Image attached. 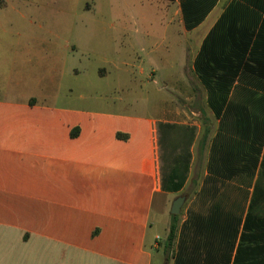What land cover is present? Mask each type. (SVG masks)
<instances>
[{
    "label": "crops",
    "instance_id": "crops-1",
    "mask_svg": "<svg viewBox=\"0 0 264 264\" xmlns=\"http://www.w3.org/2000/svg\"><path fill=\"white\" fill-rule=\"evenodd\" d=\"M161 5L179 19L181 79L156 117L120 108L107 74L92 105L0 94V264H264V0ZM203 50L238 67L223 107L197 72Z\"/></svg>",
    "mask_w": 264,
    "mask_h": 264
},
{
    "label": "rangeland",
    "instance_id": "rangeland-1",
    "mask_svg": "<svg viewBox=\"0 0 264 264\" xmlns=\"http://www.w3.org/2000/svg\"><path fill=\"white\" fill-rule=\"evenodd\" d=\"M165 2L6 0L2 6L0 0V94L44 91L51 97L41 104L68 105L83 91L92 105L100 74H107L120 108L156 117L154 107L181 79L171 75L179 19L171 22L174 13L161 7ZM74 69L85 77H74Z\"/></svg>",
    "mask_w": 264,
    "mask_h": 264
},
{
    "label": "trees",
    "instance_id": "trees-1",
    "mask_svg": "<svg viewBox=\"0 0 264 264\" xmlns=\"http://www.w3.org/2000/svg\"><path fill=\"white\" fill-rule=\"evenodd\" d=\"M203 56V59H202ZM208 56L206 50L201 52L196 61V69L200 75L202 82L206 85L209 91V102L213 107H223L229 100L236 77H228L226 74L236 72L238 67H230L223 64H218L217 60ZM214 62L215 64H213ZM78 130L79 128L76 127ZM72 135H77V132L72 131ZM177 216H173V222L170 226V231L166 239V248L169 249L177 235Z\"/></svg>",
    "mask_w": 264,
    "mask_h": 264
},
{
    "label": "water",
    "instance_id": "water-1",
    "mask_svg": "<svg viewBox=\"0 0 264 264\" xmlns=\"http://www.w3.org/2000/svg\"><path fill=\"white\" fill-rule=\"evenodd\" d=\"M184 201H185L184 196L178 197L173 203L171 212L173 214H179L181 212V208H182Z\"/></svg>",
    "mask_w": 264,
    "mask_h": 264
}]
</instances>
